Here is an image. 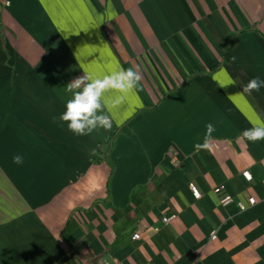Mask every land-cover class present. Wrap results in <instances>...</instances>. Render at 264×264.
Here are the masks:
<instances>
[{
  "label": "crops",
  "instance_id": "obj_1",
  "mask_svg": "<svg viewBox=\"0 0 264 264\" xmlns=\"http://www.w3.org/2000/svg\"><path fill=\"white\" fill-rule=\"evenodd\" d=\"M118 67L140 81L106 96L112 128L69 131L66 85ZM253 77L264 0H0V264H264ZM214 187L256 203L221 207Z\"/></svg>",
  "mask_w": 264,
  "mask_h": 264
},
{
  "label": "clouds",
  "instance_id": "obj_2",
  "mask_svg": "<svg viewBox=\"0 0 264 264\" xmlns=\"http://www.w3.org/2000/svg\"><path fill=\"white\" fill-rule=\"evenodd\" d=\"M235 57H233V61ZM140 81V75L134 68L124 69L118 67L116 70L103 76L84 71V75L75 78L66 85L70 98L65 102V109L59 119L67 124L69 131L76 135H89L98 128L110 130L114 115L110 114V109L106 111V96L111 92L129 93L133 91ZM233 84L230 80L220 86ZM264 87V80L253 77L244 85L243 92L251 94L253 91L259 92ZM215 131L213 124L206 125V138ZM242 136L251 142L264 139V126H253L243 131ZM195 149L206 147L205 144L197 143ZM91 155H95V149L91 150ZM13 163L22 164L23 158L20 155L13 157Z\"/></svg>",
  "mask_w": 264,
  "mask_h": 264
},
{
  "label": "built area",
  "instance_id": "obj_3",
  "mask_svg": "<svg viewBox=\"0 0 264 264\" xmlns=\"http://www.w3.org/2000/svg\"><path fill=\"white\" fill-rule=\"evenodd\" d=\"M176 161L177 160L175 158V154H173V157L171 158V162H176ZM241 175L247 183H250L252 181V177L247 170H244L241 173ZM189 190H190L191 195H192L194 200H199L201 198V193L199 192V190L196 188L195 185L189 184ZM212 193L215 197H217V202H218L219 206L226 207L229 204L235 203L238 211H240V212H244L246 209H248L249 207L253 206L256 203L255 198L252 196L247 197V200L245 203L240 202V201H235L232 196H230L228 194H223L222 188H220V187H214L212 189ZM173 219H174V217H172V218L163 217L162 222L163 223H170L173 221ZM133 238L135 240H138V239H140V235H134ZM210 239L211 240L215 239V232H212L210 234ZM101 264H110V263L102 262Z\"/></svg>",
  "mask_w": 264,
  "mask_h": 264
},
{
  "label": "trees",
  "instance_id": "obj_4",
  "mask_svg": "<svg viewBox=\"0 0 264 264\" xmlns=\"http://www.w3.org/2000/svg\"><path fill=\"white\" fill-rule=\"evenodd\" d=\"M117 132H118V130H116L110 134L109 141H108V144L106 147V154H108L112 150Z\"/></svg>",
  "mask_w": 264,
  "mask_h": 264
}]
</instances>
